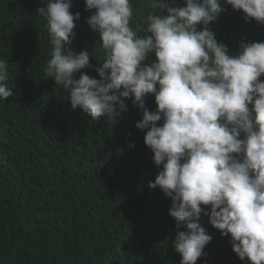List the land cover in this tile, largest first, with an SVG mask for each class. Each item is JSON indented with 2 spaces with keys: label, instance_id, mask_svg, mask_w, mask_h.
Listing matches in <instances>:
<instances>
[{
  "label": "clouds",
  "instance_id": "1",
  "mask_svg": "<svg viewBox=\"0 0 264 264\" xmlns=\"http://www.w3.org/2000/svg\"><path fill=\"white\" fill-rule=\"evenodd\" d=\"M42 3L36 12L50 44L44 76L67 90L71 108L106 123L128 111L126 100L140 110L135 127L159 169L148 187L170 199L179 264L206 255L212 236L202 215L243 264H264V41L241 40L230 54L211 28L224 5L264 25V0H138L154 7L136 25L133 0H85L99 66L71 47L80 19L72 0ZM8 65L0 59V100L14 95ZM89 68L98 79L82 71Z\"/></svg>",
  "mask_w": 264,
  "mask_h": 264
},
{
  "label": "trees",
  "instance_id": "2",
  "mask_svg": "<svg viewBox=\"0 0 264 264\" xmlns=\"http://www.w3.org/2000/svg\"><path fill=\"white\" fill-rule=\"evenodd\" d=\"M133 4L136 25L154 6ZM40 6L0 0V59L14 93L0 100V264H179L170 199L148 187L159 169L135 127L140 110L126 100L128 111L106 123L71 108L67 90L44 76L50 44ZM224 6L211 28L230 54L241 40L264 41V25ZM70 11L80 13L71 47L99 66L98 36L85 22L94 10L72 0ZM146 106L155 110L153 96ZM200 224L212 240L197 264H243L207 216Z\"/></svg>",
  "mask_w": 264,
  "mask_h": 264
}]
</instances>
